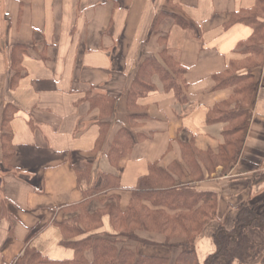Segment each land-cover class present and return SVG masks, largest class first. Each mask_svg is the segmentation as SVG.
I'll use <instances>...</instances> for the list:
<instances>
[{"label": "crops", "instance_id": "obj_1", "mask_svg": "<svg viewBox=\"0 0 264 264\" xmlns=\"http://www.w3.org/2000/svg\"><path fill=\"white\" fill-rule=\"evenodd\" d=\"M258 1L0 0V264H20L27 250L74 258L61 224L84 200L78 163H91L92 181L119 177L111 194L122 211L153 165L180 186L214 193L217 219L195 243L202 264L217 251V228L234 229L242 206L264 213V44L261 56L244 50L254 28L242 20ZM232 76L251 89L226 84ZM226 108L248 121L230 163L218 155L243 134L229 133L242 118H220ZM123 134L133 144L113 162ZM247 232L256 251L264 247L260 228ZM94 233H116L110 215ZM139 234L157 243L142 254L175 259L179 249H167L164 235ZM232 264H264V249Z\"/></svg>", "mask_w": 264, "mask_h": 264}, {"label": "trees", "instance_id": "obj_2", "mask_svg": "<svg viewBox=\"0 0 264 264\" xmlns=\"http://www.w3.org/2000/svg\"><path fill=\"white\" fill-rule=\"evenodd\" d=\"M242 20L254 28L253 37L245 44L244 50L261 56L264 44V0H259L256 9ZM161 75L167 87H175L176 83L169 72L163 71ZM241 79L232 76L225 82L238 88ZM245 83L247 85L243 90L247 92L251 89V83ZM246 115V112L238 109L229 110L220 117L227 120L242 118V123L229 133L232 135L236 129L243 132L239 137L225 141L218 155L223 162L235 161L241 151L248 125ZM132 144L130 137L117 138L110 152L111 160L117 162L127 155ZM197 153L193 146L187 145L185 157L193 169L200 167L195 158ZM209 159L211 163L214 162L210 155ZM76 171L80 183L86 184L84 200L71 208L70 217L61 224L64 235L62 243L74 250V258L56 261L37 251L27 250L20 264H169L166 258L147 256L127 246V241L147 244L139 235L142 230L163 234L166 245L180 248L175 264H202L195 243L205 228L217 219L214 193L198 191L190 185L180 186L169 170L153 165L150 173L140 178L129 208L122 211L116 194H111L120 186L117 175L101 173L92 181L91 163H78ZM94 200L101 204L95 209L91 207ZM105 214L110 215L116 233L88 234L98 228ZM96 223L97 226H94ZM250 227H258L264 234V213L258 215L254 206H242L234 229L228 230L224 226L217 228L214 233L217 251L203 264H232L235 260L248 263L256 258L264 247L256 251L258 247L247 232ZM175 237L181 240L174 245L170 242ZM88 253L92 254V258L88 257Z\"/></svg>", "mask_w": 264, "mask_h": 264}, {"label": "rangeland", "instance_id": "obj_3", "mask_svg": "<svg viewBox=\"0 0 264 264\" xmlns=\"http://www.w3.org/2000/svg\"><path fill=\"white\" fill-rule=\"evenodd\" d=\"M241 85L244 87L245 85H247V83H241ZM224 112L226 113V112H228V109L226 108L225 110H224ZM101 204L97 201V200H94L93 201V203H92V206L91 207H93L94 209L96 208V207H98V206H100ZM94 226H97V223H96V225L94 224ZM118 228H120V227H118ZM143 232H147V231H145V230H142ZM156 233V232H155ZM158 234H160V233H158ZM140 235V234H139ZM163 235V234H162ZM141 236V238H142V240H145V242H147V244H145V243H142V242H128L127 241V243H129L127 246H129V247H132L134 250H136V251H138L139 253H141V252H143L142 251V249H140V248H145V247H149L150 245H155V244H157L155 241H152V240H150V239H148V238H144V237H142V235H140ZM182 236V235H181ZM181 240V238L180 237H175V238H173L172 239V241L170 242V243H174V245H175V243H177V242H179ZM163 245L167 248V249H171V248H177V249H179V250H177V254H176V257H175V259L174 260H172L171 261V257H169L170 256V254L168 253V252H166V251H162V254L161 255H154V257H162V258H166V259H168V261H169V264H175L176 263V259H177V257H178V255L180 254V248L178 247V246H168V245H166V242H164L163 243ZM142 254V253H141ZM148 256V255H147Z\"/></svg>", "mask_w": 264, "mask_h": 264}]
</instances>
